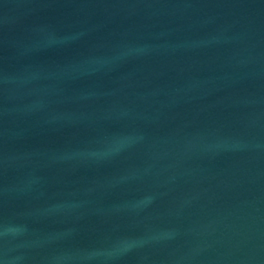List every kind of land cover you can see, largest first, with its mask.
<instances>
[{"label": "water", "instance_id": "obj_1", "mask_svg": "<svg viewBox=\"0 0 264 264\" xmlns=\"http://www.w3.org/2000/svg\"><path fill=\"white\" fill-rule=\"evenodd\" d=\"M0 264H264V0H0Z\"/></svg>", "mask_w": 264, "mask_h": 264}]
</instances>
